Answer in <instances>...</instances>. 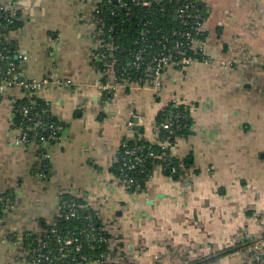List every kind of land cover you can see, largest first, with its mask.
I'll return each instance as SVG.
<instances>
[{"label":"crops","instance_id":"1","mask_svg":"<svg viewBox=\"0 0 264 264\" xmlns=\"http://www.w3.org/2000/svg\"><path fill=\"white\" fill-rule=\"evenodd\" d=\"M6 1L21 12L8 41L24 78L70 85L36 95L64 124L56 143L18 144L14 110L26 93H0V199L10 201L0 202V264H24V234L55 221L64 191L100 216L112 264L247 263L245 246L264 243V0H201L205 60L169 68L160 95L133 86L115 96L97 89L93 0ZM173 100L191 108V134L172 150L191 166L181 179L156 175L146 190H126L112 171L119 148L157 144V115Z\"/></svg>","mask_w":264,"mask_h":264},{"label":"built area","instance_id":"2","mask_svg":"<svg viewBox=\"0 0 264 264\" xmlns=\"http://www.w3.org/2000/svg\"><path fill=\"white\" fill-rule=\"evenodd\" d=\"M93 1L95 4L93 7L92 24L90 28L95 48L91 53V56L93 60L101 66L98 67V65H96L98 72H101L103 77V81L97 85V89L101 94L115 96L120 91H127L133 86H137L138 88L148 86L153 89L156 95H160L164 90L163 79L169 68H176L179 70L187 69L193 62L200 61L195 56H200L203 60H205L206 38L204 40L199 38L206 33L204 28L206 20L201 18V14L195 3L185 0V3L177 10L176 17L180 20L181 24L187 28L185 31L178 33V39L167 40L166 43L169 44L170 47L167 48L164 45L161 52L153 55L151 60L145 64V80L143 83H140V81L129 80L124 76L118 78L115 71L116 60H110V56L118 50L119 46L114 43V39L111 36L114 27L113 25H110L109 17H105L104 15L106 9L111 6L113 0ZM116 2H118L120 8H125L127 6V3L123 0H116ZM135 2H137V5L143 7H148L152 4L151 0H138ZM153 2L159 3L160 0H154ZM113 13L114 12L112 11L111 14ZM20 16L21 12L19 9L14 8L12 4L6 0H0V93L5 88L20 89L26 93V97L32 98L37 95L39 89L51 83L69 86V82L63 80H28L24 78L22 72L17 67V63L13 61L12 57L17 56V50L8 43L7 35V25L11 24L15 20L18 21ZM188 19H190V21H188ZM189 51H191L193 55H188ZM143 60L145 59L142 57V51H140L135 57L134 65H140L139 63L143 62ZM136 68L139 69L140 67L136 66ZM171 103L183 105V103L178 100H173ZM30 110V107L25 106L19 111L26 122L16 124L13 121L12 123L14 130L18 132L16 142L21 145L30 144L33 140H36L39 144L58 142L64 131L63 125L55 124L45 126L43 121L39 119L40 115L35 117ZM176 118H179V115H177ZM33 119L36 121L34 124H31L30 122ZM170 120L173 122V118ZM171 122L167 125H156L157 144L155 145L159 146L164 152L161 155L149 152L147 157L161 161L159 164L155 165L152 174L147 176L149 180L156 175H166L167 171H170L171 177L174 178L175 176H178V179H181L187 170L183 160H178L179 164L177 167H170V164L168 163L166 151H168V156H173L172 150L175 143L171 142L170 137H166V139L160 138V128H163L167 130L169 134H172L173 131L171 129ZM44 132L47 133L48 136L42 135ZM30 134H34V138H32ZM140 151L141 150L128 149L123 155L117 156L115 163H118L121 167H126L127 169H134L138 164L143 163V158L138 155ZM39 158L40 161L45 162L48 159V155L46 152H41ZM180 171H183L184 173L180 174ZM40 177L44 181L47 179V176L44 173H41ZM116 180L128 191L136 185V181L134 182L133 179L128 178L126 174L121 180ZM137 189H140V186H138ZM68 194L69 193L67 191L61 193L57 218H62L65 215L67 219L77 218L78 212L84 209V205L82 204L66 201L65 196ZM0 202L3 205L4 203H10L9 200H5L4 198H1ZM87 220L91 233H95L97 228H95L93 218L89 216L87 217ZM55 225L56 222H54L53 226ZM52 232L55 233L56 230H53ZM99 232L100 242L105 241L101 233L104 232L108 234V232L103 224ZM58 242H61L60 239H58ZM108 242L110 243V240H108ZM72 244L73 240L71 239H67L60 243L58 251L61 259L65 258L66 253L72 252L69 248ZM45 247L46 243H43L42 248ZM245 247L244 251H246L247 254L252 255L250 263L264 264V243L261 240H257L254 243L251 242ZM80 249L81 245H78L77 250ZM35 252H38V250L34 251V253ZM34 253L23 246H20L18 258H22L24 260V264H42V258L35 256ZM95 263L111 264L107 256H103V260L101 262Z\"/></svg>","mask_w":264,"mask_h":264},{"label":"trees","instance_id":"3","mask_svg":"<svg viewBox=\"0 0 264 264\" xmlns=\"http://www.w3.org/2000/svg\"><path fill=\"white\" fill-rule=\"evenodd\" d=\"M123 1L127 3L125 8H120L118 2L113 0L111 6L106 9L104 14L105 17H109V23L114 27L111 36L114 39V43L119 46L118 50L110 56V60H116L115 71L118 78L124 76L129 80L140 81V83H143L145 80V64L151 60L153 55L161 52L164 45L167 48L170 47V45L166 43L167 40L178 39V33L185 31L187 28H185L176 17L177 10L181 8L185 3V0H160L159 3L151 0L152 4L148 7L137 5V2L135 1L138 0ZM188 2L195 3L201 14V18L207 20L209 16V8L205 3L201 0H188ZM112 11L114 12L113 14H111ZM188 21H190V19H188ZM17 23L18 22L15 20L7 25V35ZM206 36L207 34L205 33L199 39L204 40ZM140 51H142V57L145 60L140 62V65L136 64V66L140 67L137 69L134 62L136 55ZM188 55H193V53L189 51ZM195 57L200 61L203 60L200 56ZM12 58L13 61H15L14 56ZM25 106L31 108L30 112L34 114L35 117L40 115L39 119L43 121L45 126L61 124L64 127V124L58 122L51 116L49 108L45 102L41 101L36 96H33L32 98L26 97L16 102L13 119L16 124L26 122L23 116L19 113L20 109ZM177 115H179V118H176ZM171 118H173V122H171ZM35 121L33 119L30 123L34 124ZM170 122L172 123V134H169L167 130L160 128V138L166 139V137H170L171 142L176 143L178 138L188 137L191 134L190 106L177 105L175 103H170L166 106L157 115L156 125H167ZM42 135H47V133L44 132ZM31 137L34 138V134H32ZM128 149L141 150L138 155L143 158V163L138 164L134 169H127L126 167H121L120 164L115 163L112 169L115 179L121 180L126 174L128 178L133 179L134 182L136 181V185L130 189L131 192L144 191L146 190L149 181L147 176L152 174L155 165L161 162L147 156L149 152L161 155L164 151L161 150L159 146L151 144L146 140L128 139L119 148L118 156L123 155ZM166 153L170 167H177L179 159L174 156H168V151H166ZM183 162L186 168L191 166L188 160ZM183 173V171H180V174ZM166 176L171 177L170 171L166 172ZM173 179L177 180L178 176H175ZM138 186H140V189H137ZM65 200L84 205V209L78 212L77 218L67 219L65 215L62 218L55 219V226H53L54 222L51 224H45L42 228L41 234H35L32 232L25 233L22 240V246L33 253L38 250L34 255L42 258V264H92L95 262H101L103 256H107L109 253L108 240L110 239V236L104 232L101 233L105 241L100 242L99 231L102 226L100 216L93 210L89 209L85 202L76 199L74 196L68 194L65 196ZM89 216L93 218L95 228H97L95 233H91V230L89 229L87 220V217ZM53 230H56V232H52ZM58 239H60L61 242H64L67 239L73 240V244L69 247L72 252L66 253L65 258L63 259H61L58 251L61 243L58 242ZM43 243H46L45 248H42ZM78 245H81L80 250H77ZM227 252L228 250L224 253ZM224 253H220L217 256L204 260V263L215 261L224 255Z\"/></svg>","mask_w":264,"mask_h":264},{"label":"rangeland","instance_id":"4","mask_svg":"<svg viewBox=\"0 0 264 264\" xmlns=\"http://www.w3.org/2000/svg\"><path fill=\"white\" fill-rule=\"evenodd\" d=\"M264 249V248H263ZM245 257H247L248 258V262L247 263H245V264H252V263H250L251 262V258H252V255H250V254H243ZM242 260H243V257H242Z\"/></svg>","mask_w":264,"mask_h":264},{"label":"water","instance_id":"5","mask_svg":"<svg viewBox=\"0 0 264 264\" xmlns=\"http://www.w3.org/2000/svg\"><path fill=\"white\" fill-rule=\"evenodd\" d=\"M177 19V18H176Z\"/></svg>","mask_w":264,"mask_h":264}]
</instances>
